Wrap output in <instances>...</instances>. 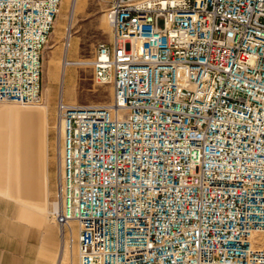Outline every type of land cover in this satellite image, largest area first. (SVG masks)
<instances>
[{
	"label": "built area",
	"instance_id": "built-area-1",
	"mask_svg": "<svg viewBox=\"0 0 264 264\" xmlns=\"http://www.w3.org/2000/svg\"><path fill=\"white\" fill-rule=\"evenodd\" d=\"M62 0H0V102L42 101ZM69 105L54 218L79 264H264V0H112Z\"/></svg>",
	"mask_w": 264,
	"mask_h": 264
},
{
	"label": "rangeland",
	"instance_id": "rangeland-1",
	"mask_svg": "<svg viewBox=\"0 0 264 264\" xmlns=\"http://www.w3.org/2000/svg\"><path fill=\"white\" fill-rule=\"evenodd\" d=\"M111 1L62 0L43 50L42 101L32 107L0 102V148L7 147L10 159L7 184L0 191V227L14 236L16 246H23V264H79L77 227L71 235L53 220V214L45 220L55 205L63 164L64 131L58 105L62 100L69 105L99 107L112 101V85L97 81L91 64L98 44L112 36L107 20ZM25 110L34 112L35 118L30 124L23 123L18 132L14 113ZM44 112L49 117L46 127ZM18 174L21 181H17ZM20 204L42 214L44 220L37 222L40 217Z\"/></svg>",
	"mask_w": 264,
	"mask_h": 264
},
{
	"label": "crops",
	"instance_id": "crops-1",
	"mask_svg": "<svg viewBox=\"0 0 264 264\" xmlns=\"http://www.w3.org/2000/svg\"><path fill=\"white\" fill-rule=\"evenodd\" d=\"M43 115V124L44 126H48L49 124V117L47 113H42ZM15 124L17 127V131L19 132L20 127L23 123L30 124L33 122L35 118V113L25 110V111H17L14 113ZM3 145V143H2ZM18 152H17V159L18 162L20 160V141L18 143ZM28 157V156H27ZM9 154L7 147L0 148V191L4 190L5 183L7 184V180L9 177ZM19 166V165H18ZM20 180V174L17 175V181ZM10 196L12 194L10 193ZM8 198V197H7ZM14 202L15 198L13 197ZM24 198H22L23 200ZM18 204V203H17ZM23 208L31 211L34 216L37 218L40 217L39 220L36 219L37 222L40 223L41 219L44 220V216L40 213L34 212L32 209L28 208L25 204H20ZM46 217V216H45ZM45 220H47L45 218ZM23 246L18 245L16 246V242L14 236L10 234L8 231H4L0 227V264H23L24 253H22Z\"/></svg>",
	"mask_w": 264,
	"mask_h": 264
},
{
	"label": "bare ground",
	"instance_id": "bare-ground-1",
	"mask_svg": "<svg viewBox=\"0 0 264 264\" xmlns=\"http://www.w3.org/2000/svg\"><path fill=\"white\" fill-rule=\"evenodd\" d=\"M75 6H76V2H75ZM75 6H74V7H75ZM72 15H73V13H72ZM107 20H108V17H107ZM108 23H109V25H110L109 20H108ZM14 105L25 106V107H32V106H35L34 104H19V103H14ZM61 126H62V131H64V125L61 124ZM62 166H63V164H62ZM54 209H55V205H52V206L50 207L48 213H47V220L49 219V215H50V214H54ZM52 217H53V220L55 221L54 216H52ZM72 234H73V232L71 233V235H72Z\"/></svg>",
	"mask_w": 264,
	"mask_h": 264
}]
</instances>
